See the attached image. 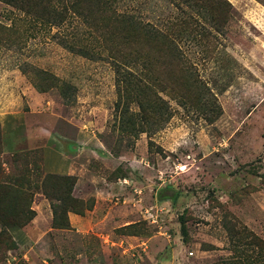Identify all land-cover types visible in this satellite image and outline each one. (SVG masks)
<instances>
[{
	"label": "rangeland",
	"instance_id": "374dc122",
	"mask_svg": "<svg viewBox=\"0 0 264 264\" xmlns=\"http://www.w3.org/2000/svg\"><path fill=\"white\" fill-rule=\"evenodd\" d=\"M226 1L215 51L181 46L179 80L151 88L165 104L145 124L133 95L116 102L109 58L62 47L81 20L42 26L0 1V180L20 173L23 152L39 168L36 216L0 221V264H264V0ZM113 5L175 20L168 0ZM131 120L144 131H124Z\"/></svg>",
	"mask_w": 264,
	"mask_h": 264
},
{
	"label": "trees",
	"instance_id": "16d2710c",
	"mask_svg": "<svg viewBox=\"0 0 264 264\" xmlns=\"http://www.w3.org/2000/svg\"><path fill=\"white\" fill-rule=\"evenodd\" d=\"M0 1L13 6L23 17L39 21V25L42 26L59 27L73 17L81 20L82 24L77 30L70 32L69 36L61 37L62 47L86 58L95 56L109 58L115 66L114 73L119 83L117 88L121 90V94L119 92L117 94L116 102L120 97L124 101L133 95L135 103L141 109L140 124L147 123L148 117H153V113L154 117L157 116L155 101L165 104L160 97L153 98L149 92L152 94L153 86L164 88L167 80L173 75L172 60H179L182 57L181 46L190 43L205 54L215 51L214 44L219 42L215 34H221V28L227 20V11L230 9L226 0H168L169 6L175 10L173 13L175 20L166 24H156L141 20L139 10L116 9L113 5L115 0ZM209 39L212 40V44H209L211 42ZM172 78L179 80L176 75ZM193 83L192 80H187L185 84L189 89ZM66 90L69 89L66 87ZM189 94L192 98L199 97L194 91H190ZM124 112L128 116L131 115L130 112ZM160 117L161 115L148 126L159 123ZM133 126L136 125L131 120L127 124L130 129L125 128L124 131L134 134L144 131L143 128L135 129ZM22 154L28 157L27 153ZM12 156V160L17 161L20 155ZM26 157L22 158L23 164L18 169L20 171L18 175H7L0 180L2 217L0 221H11L7 225L11 229L24 226L35 215L30 208L33 191L28 190L35 187L34 181L39 178V168L33 158L28 163ZM56 178L65 184L71 176ZM51 211L52 227H61L63 223L55 222L52 206ZM179 234L182 238L187 235L182 219H179Z\"/></svg>",
	"mask_w": 264,
	"mask_h": 264
},
{
	"label": "crops",
	"instance_id": "0c3cea01",
	"mask_svg": "<svg viewBox=\"0 0 264 264\" xmlns=\"http://www.w3.org/2000/svg\"><path fill=\"white\" fill-rule=\"evenodd\" d=\"M102 204H104V205H102ZM100 206H101L102 208H101ZM97 207H100V208H97ZM109 208H111V207H110V205H108V204L105 202V200H102L101 202H99L98 199H97V200L95 201L94 205H93V209H92L91 213H95L97 210L100 209L101 212H100V214H98V215L100 216V215L103 214V215L101 216V218H104V217L108 214V212H109V211H108ZM31 209H32V207H31ZM32 210H33V209H32ZM33 211H34V210H33ZM102 212H103V213H102ZM101 213H102V214H101ZM35 216H36V214L34 215V217H35ZM96 216H97V214H96ZM34 217H33V218H34ZM32 220H33V219H31V221H32ZM113 243H114V242H113ZM113 243H112V244H113Z\"/></svg>",
	"mask_w": 264,
	"mask_h": 264
}]
</instances>
